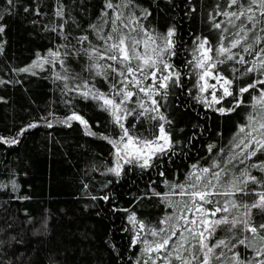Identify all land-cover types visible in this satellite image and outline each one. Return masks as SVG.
<instances>
[{
  "label": "trees",
  "instance_id": "trees-1",
  "mask_svg": "<svg viewBox=\"0 0 264 264\" xmlns=\"http://www.w3.org/2000/svg\"><path fill=\"white\" fill-rule=\"evenodd\" d=\"M59 4L64 5L66 23L54 16ZM103 4L104 0H15L9 12L6 0H0V24L5 27L0 35V137L19 140L13 145L0 143V264H143L147 259L144 245L131 243L138 227L130 223V214L151 227H167L159 224L166 216L175 215L167 200L181 199L178 195L164 198L169 185L184 182L193 164L208 166L221 147L228 148L239 127L254 112L251 97L259 94L257 89H264V85H257V89L244 93V103L225 114L216 109L231 108L234 97L211 106L197 99L202 94L195 86L196 70L189 61L197 38L206 37L217 45L221 33L213 28L212 17L218 5L220 9L225 7L226 0H134L137 15L142 16L144 9L152 13L142 20L150 31L164 34L170 27L176 31L174 55L165 58L180 73L181 86L170 87L163 100L156 97L161 100L160 111L171 121L165 127L171 133L173 147L153 160L150 168L124 165L120 177L109 174L107 169L114 166V149L102 137L116 138L120 129L95 100L67 91L64 81L55 79L57 71L64 75L59 63H44L48 52L59 48L61 53H69L62 59L70 73L93 77L96 88L107 92L108 84L86 70L91 62L83 45L74 39L88 35L90 41L100 43L89 26L100 22ZM25 7L29 11L25 12ZM35 9L41 15H35ZM216 19L225 21L222 26H226V18ZM61 23L63 32L59 27L56 32L50 30ZM104 31H108L107 25ZM69 41L80 51L61 47ZM244 55L250 62L255 57V53ZM36 61L37 66L31 67ZM248 66L251 63L245 66L228 61L217 70L233 79L232 90L238 93L252 80L264 79L259 71L245 74ZM26 67L31 71H19ZM233 68L239 71L233 72ZM68 83L71 86L72 81ZM74 113L87 122V128L76 120L65 122ZM30 124L37 126L18 136ZM125 124L134 125L137 135L149 137L158 121L134 114ZM89 130L96 135L88 134ZM209 145H215L211 154ZM257 159L264 160V154L258 153L253 161ZM243 167L238 165L236 171ZM252 174L264 175L255 169ZM248 187L264 190L251 184ZM236 199L250 203L256 197ZM253 220L264 223V213L253 210ZM221 235L218 230L217 236ZM237 251L242 257L254 255L242 247Z\"/></svg>",
  "mask_w": 264,
  "mask_h": 264
},
{
  "label": "snow or ice",
  "instance_id": "snow-or-ice-1",
  "mask_svg": "<svg viewBox=\"0 0 264 264\" xmlns=\"http://www.w3.org/2000/svg\"><path fill=\"white\" fill-rule=\"evenodd\" d=\"M6 4L10 6L7 9L10 12L15 6V0H6ZM133 5L134 0H119V3L104 0L100 22L89 26L100 43H93L88 35L74 38L78 44L83 45V52L91 62L86 70L108 84L107 92L96 88L91 82L93 77L84 78L69 72L62 59V56L69 53H61L57 48L48 52L47 57L51 59L44 58V63L53 66L59 63L64 70L63 76L57 71L55 79L64 81L67 91H76L85 99L95 100L120 129L116 138L102 137L114 149V166L109 167L107 172L116 177L121 176L124 165L147 169L153 166V160L172 150L171 133L165 127L171 121L160 111L161 100L167 96L170 87L181 86L180 73L165 58L174 55L175 28L170 27L164 34H155L142 23L152 13L144 9L142 16L137 15ZM125 8L128 13L124 12ZM217 9L212 17L213 28L221 33L217 45L213 46L206 37L197 38L193 59L189 63L196 70L195 86L202 94L197 99L211 106L213 102L219 104L226 97H234L235 103L231 108L216 109L225 114L235 111L244 103V93L257 89V85H264V79H254L240 87L238 93H234L233 79L217 70L218 65L233 61L245 66L251 63V66L245 67V74L259 71L264 75V36L259 35L264 33V0H226L225 7L220 9L218 5ZM24 11H29V8L25 7ZM34 14L41 15L38 9L34 10ZM64 15V5L59 4L54 16L64 21ZM217 16L226 18V26H222L225 21L217 20ZM237 21L240 23L237 24ZM64 23L59 26L54 24L50 30L56 32L59 27L60 32H63ZM105 25L108 26L107 32L104 31ZM230 28L234 31L230 32ZM4 31V25L0 24V35ZM64 39L68 37L65 35ZM69 46L80 51L71 45V41L61 45L64 48ZM245 53H255L254 59L251 62L246 60ZM38 63L33 62L31 67H36ZM19 71L30 72L31 69L26 67ZM238 71L233 68V72ZM69 80L72 81L71 86ZM209 80L215 83H209ZM209 89L212 90L211 101L203 96ZM217 91L221 92L219 97ZM257 92L258 95L251 97L254 112L239 127L228 148L221 147L208 166L193 164L184 182L169 185L170 190L163 194L164 198L178 195L181 199L167 200L175 212L174 216L169 215L159 221V224L167 227L146 225L138 221L135 214L128 217L130 223L138 227L132 245H144L143 253L147 259L143 264H157L158 261L160 264H264V223L257 224L253 220V210L264 213V190L257 191L256 188L248 187L251 184L264 189V175L252 174L253 169L264 173V160L253 161L258 153L264 154V89H257ZM141 94L147 98L146 101ZM157 96L161 100H157ZM129 104L134 107L129 108ZM134 114L158 121L151 136L137 135L133 131L134 125L126 126L125 121ZM71 120L88 127L87 122L75 113L68 117V121ZM36 126L28 125L18 136ZM48 126L51 127V123ZM88 134L96 135L90 130ZM0 143L13 145L19 143V140L15 137H0ZM214 148L215 145H209L208 152L211 154ZM235 149H239V152ZM247 161L253 162L249 164ZM240 164L245 167L236 171ZM243 195H253L256 199L250 203L236 199ZM218 230L223 235L217 236ZM149 236L151 240L147 238ZM241 247L251 250L254 255L242 257L241 252L237 251Z\"/></svg>",
  "mask_w": 264,
  "mask_h": 264
},
{
  "label": "rangeland",
  "instance_id": "rangeland-1",
  "mask_svg": "<svg viewBox=\"0 0 264 264\" xmlns=\"http://www.w3.org/2000/svg\"><path fill=\"white\" fill-rule=\"evenodd\" d=\"M148 83H151V81H148ZM209 83H215V81L214 80H209ZM211 89H209L207 92H205L204 93V96L207 98V100H209V101H211ZM217 94V96L219 97V95H218V92L216 93ZM141 96L143 97V94H141ZM143 98H145V99H147L146 97H143ZM214 103V102H213ZM214 104H216V103H214ZM67 121V123H71V122H73V121H75V120H71V121H68V119L66 120ZM61 122H63V121H61Z\"/></svg>",
  "mask_w": 264,
  "mask_h": 264
}]
</instances>
